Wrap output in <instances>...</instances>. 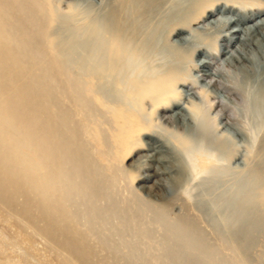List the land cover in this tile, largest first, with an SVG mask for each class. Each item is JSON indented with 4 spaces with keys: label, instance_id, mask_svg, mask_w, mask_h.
<instances>
[{
    "label": "bare ground",
    "instance_id": "bare-ground-1",
    "mask_svg": "<svg viewBox=\"0 0 264 264\" xmlns=\"http://www.w3.org/2000/svg\"><path fill=\"white\" fill-rule=\"evenodd\" d=\"M81 1L83 0H74L72 4L77 5ZM98 3L99 9L100 6L103 7L99 12V27L96 24L91 27L88 25L87 33L81 34L82 39L74 38L65 47L60 42V37L48 35V27L54 21L48 0H0V199L10 206L20 205V215L33 223L42 233L40 235H44L53 247L60 253L62 251V259L68 264H95V247L79 227L77 210L70 208L69 203L75 202L74 195L86 194L92 197L102 183L95 175L80 137L81 132L91 134V126L88 127L87 123L76 126L73 123V113L87 115L93 101L105 107L112 123L109 132L111 138H114L111 141L113 153H127L139 144L141 134H149L150 138L159 143L157 146L147 143L148 153L145 157L149 165L146 168L157 163L164 165L165 169L178 165L177 170L181 171V162H176L185 154L186 158H190L191 168L187 164L185 166L189 170L193 169V174L195 169L200 174L210 172L209 155L193 157L194 154L191 155L188 151L186 140L182 138L176 139L180 145L178 147L168 138L163 141L160 136L163 137L164 134L151 131L152 126L142 118V105L149 102L154 109L161 107L174 111L165 120L168 119V123L175 126L180 125L184 132L191 129L208 131L205 126L199 125L197 115L200 107L195 101L196 93L191 89L176 87L182 81L185 70L181 71L184 68L178 70L175 64L168 66L164 73L159 71L160 75L154 76L152 71L151 76H135L125 94L118 92L119 89L115 92V88L112 90L114 93H111L108 88L104 89L105 85L99 86L100 79L107 83L109 78L113 83L117 81L122 85L126 84L123 79L128 76H124V72L126 69L133 72L140 64L137 52H140L142 45L150 44L154 48L158 46L160 55L163 54V48L170 46L173 50L169 48V51L178 54L189 41L193 42L195 34L199 33L198 29L223 42L212 45L205 43V38L196 43L191 53L197 52L200 57L190 62L195 73L184 77L187 76L192 81L195 79L193 83L205 90L208 97L204 99L208 109L207 118L214 122L212 131L230 134L227 131L243 133L248 132V128L249 131H262L264 128V0H99ZM258 3L263 4V7L258 6ZM153 11L158 15L156 26L142 40L145 36L140 39V32L146 27L148 15L151 18ZM199 23V28L192 27ZM168 36H172L171 43L163 44ZM173 53L171 55L174 56ZM74 59L81 61L78 67L82 74L76 79L69 78L66 74L72 70ZM179 60L180 64L185 63V57L184 60L181 61V57ZM213 60H221L217 68H212ZM225 67H228V72L230 68L235 69L236 74L230 78L231 74L228 76ZM220 77L225 82L220 83ZM207 78L210 80L205 81ZM220 87L233 90L231 94L238 95L246 104L245 114L249 117L246 116L245 119L249 118L250 127L240 124L242 118L239 122V115L242 111L231 113L230 120H223L220 110L213 116L210 114L213 107L209 97L218 100L216 105L228 106L225 101L230 98L217 90ZM65 96L72 98L73 108L68 109L62 104L61 99ZM245 121L247 120H243V123ZM94 133L100 135L105 147H108L100 131ZM203 135L205 139L206 135ZM221 136L222 134L218 137ZM262 147L264 150V145ZM112 168L125 174L118 164ZM153 168V174L164 172V169L158 171ZM246 177L237 179L240 182L236 181L234 187L228 189L230 198L224 200L225 209L233 207L234 201L253 195L257 188L262 189L264 201V166L257 165L248 169ZM258 180L260 183L257 184ZM187 181L184 180L179 186L183 187L180 195L185 193L188 197L192 190L187 191L191 187L187 186ZM167 206L160 207V220L166 219ZM193 220L179 217L170 225L171 244L177 247L178 243H182L186 247L172 253L174 257L184 256L183 252L212 256L211 252L205 251L207 248L203 244L204 239ZM225 239L233 242L227 236ZM240 248L242 250L244 247Z\"/></svg>",
    "mask_w": 264,
    "mask_h": 264
},
{
    "label": "rangeland",
    "instance_id": "rangeland-1",
    "mask_svg": "<svg viewBox=\"0 0 264 264\" xmlns=\"http://www.w3.org/2000/svg\"><path fill=\"white\" fill-rule=\"evenodd\" d=\"M96 1L88 0L85 1V3L83 0L75 5L72 4L74 0H48L54 17V21H52V24L48 27L49 37L54 35L58 38L60 37V42H63L65 47H68L72 39L77 37L78 39H82L81 34L87 33L89 29L87 27L88 25L91 27V25L96 24V26L99 27V12L103 10V7L100 6L101 9H99V0ZM91 3L94 5L92 6ZM96 4H98V6H96ZM74 6L76 7L73 8ZM258 6L263 7V4H259ZM153 13V17L151 16V18L148 15V23L146 22V27L140 32V39L142 36H145L142 40L147 38L146 36L150 30H153L152 28L156 26L158 15L156 16L155 11H153ZM152 21L155 23L152 24ZM199 25L201 26L199 23L192 27L199 28ZM148 27L150 28L148 29ZM146 28L148 31H146ZM197 31L199 33L195 34L196 38L192 40L193 42L189 41L181 50L184 54L181 52L177 54V52L169 51L172 49L170 46L163 48V52L161 50L163 53L162 55L171 52L167 54L169 56L174 52V56L176 54L175 57L171 55L166 58L167 55L165 57L160 55L161 53L159 54L160 51H158V46L154 48L150 44H148V46L142 45L139 52L142 53L139 55L137 52L139 61L141 60L140 66L138 65L133 72H131L130 69H126L127 71L124 72L126 73L124 76H128L123 79L126 84L124 83L122 85L121 82L117 83V81H114V84L112 82L113 80L109 78L108 82L106 81L107 83H104V80L100 79L99 86L105 85L104 89L108 88L109 91L111 90V93L119 89L118 92L121 91V93L125 94L128 93V89L130 88L129 84L135 76H139L138 78L142 76H151L150 74H152V71L155 72H153L154 76L160 75L168 69V66L172 67L173 65L175 66V64H177L175 67L178 70L184 68L181 73L185 70V74L182 73V81H180V83L178 82L176 87L184 90L191 89L190 91L196 93L195 95L197 97L195 101L200 107L197 115L199 118V125L205 126L208 131L200 132L196 129V133L195 129H191L188 131L185 130L186 132H184V129H182L180 125L175 126L173 123H168V119L165 120L166 117L174 111L172 112L168 108L161 109V107L154 109L149 102H145L142 105L141 114L143 115V120H147L146 122L152 126L150 128L151 131L160 132L159 134L161 135L164 134L163 137L160 136L163 141L168 138L170 142H173V144L178 147L180 145L176 142V139L177 137L180 139L182 138L186 140L188 151L191 152V155L194 154L193 157L198 158L200 156L206 157L205 155H209L211 158L209 174H200L198 169H195V173L193 174V169H190L191 171L189 170V168H191V166H189V162H191L190 158H186L187 156L185 154L182 155L184 159L180 157L177 159L178 162H176H183V164H179L181 165V171L177 170L176 166L178 165L176 164V166H170L171 169H165L163 167L164 165L161 166L157 163H153V165L151 164L150 167L146 168V166L149 165L147 157H145L148 153L146 149L147 143L155 146L159 143L155 142L154 138H150L149 134H141L139 137V144L134 146L127 153L123 154L119 151L118 153H113V143L111 141L114 140V138H111V132H109L112 123L106 108L93 101L92 108L87 115L73 113V123L76 126L79 127L80 123H87L86 125L88 127L91 126L90 131L93 132L89 135L81 132L80 137L85 144L89 155L88 158H90V162L95 170V175L102 182L100 187L96 189V194H93L92 197L86 194L74 195L75 202L69 203L70 208L77 210L79 227L95 247L96 257L93 260L95 264H264V201L262 189H255L253 195L234 201L233 207L225 209V201L230 198V195L227 194L229 193L228 189L234 187L238 182L237 179L241 180L243 177L246 179L248 169L250 170V168L256 167L257 165L261 167L264 166V150L262 147L264 145V128L262 131L254 130L255 132L249 131L250 128H248V132L244 131L243 133L238 131H236L237 133L234 131H227L231 132L230 134L225 133V131H212L213 128L211 127H214V122L211 118H207L208 109L205 103L206 101L204 100L208 98L205 95L206 92L205 90L203 91L199 84L193 83L195 79L194 81H192V79L189 80L190 78H187V76L184 77V75L195 73L192 63L190 62L192 59L200 57L197 55V52L192 54L196 43L204 41L205 38L207 39H205L204 42L212 45H219L223 42L214 39L212 35L207 36L202 33L200 29ZM168 37L169 38H166L163 44L171 43L172 36ZM143 48L145 50H143ZM167 49L168 52L166 51ZM152 51L153 54L155 53L157 56L153 55L151 53ZM165 51L166 53H164ZM147 52L150 56L147 55ZM105 55L108 57L107 52ZM158 56L161 58L163 57L162 60ZM180 57L181 61L184 60L185 57V63L183 62V64H180ZM172 58H174V61L179 58V61L177 60L174 62ZM169 60L172 61V64L169 63ZM79 61L80 60L76 59L73 60L75 64L72 65V70L66 73L69 78L73 77L76 79L77 76L82 74V71H80L81 69L78 67L80 65ZM219 63H221V60H213L212 68H217V64ZM163 64L165 66L167 65V68ZM74 66L76 68H74ZM225 70L228 72V67H225ZM156 71L162 72L158 73ZM127 72L129 73L127 74ZM229 72L228 76L231 74L229 76L230 78L236 74L233 68H230ZM64 78L66 77L64 76ZM61 79H63V77ZM209 80L210 78H207L205 81ZM218 80L220 83L225 82L224 78L221 77L218 78ZM217 90L230 99L225 101V103H228V106L225 107L224 105L221 107L216 105L218 100L209 97L213 107L210 110L212 116L221 111L223 113V120H230L231 113L237 112V110V113L242 111L241 113L244 112L245 114L246 104L241 101L238 95L231 94L233 90H227L224 87H220ZM183 100L180 99V101ZM61 102L65 107H68V109L73 108V100L70 96L62 98ZM239 107L242 109H238ZM241 113L240 115L242 117L239 115V122L242 120L240 124H242V126L246 124L247 127H250L249 125H251V122L249 121V116ZM246 116L248 117L245 119ZM240 118L242 119L240 120ZM243 120H247L248 122L245 121V123H243ZM95 131H100L101 135L105 137V143H107L106 145L108 147H105L104 142L101 140V136L94 133ZM201 133L202 135L208 133L210 135H206L204 139V135L201 136ZM247 133L250 137L253 136L248 138L249 136ZM220 134H222V136L219 138L218 136ZM227 134L230 137L225 136ZM188 135L191 139H189ZM195 135L196 137H193ZM208 137L212 138V140ZM201 138L203 139L201 140ZM248 147H250V150ZM186 161H188V163H186ZM116 164L125 171V174L123 173L124 175L112 168V166ZM185 164H187L189 168L187 165L185 166ZM248 165L251 166L249 167ZM238 166L240 167L238 168ZM153 167L158 171L164 169V172L153 174ZM184 176L185 179H183ZM184 180H188V187L191 186L187 191L189 192L192 190L188 193L190 195L188 197L185 193V196L183 193L181 194L182 196L180 195L183 191V187L179 185H181ZM159 183L161 185H159ZM258 183H260V180L257 181V184ZM19 200H21V198H19ZM164 205H168L167 215L165 216L166 219L160 220L162 218L160 217L159 209ZM19 207L20 205L10 206L0 199V264H68L62 259V251L60 253L56 247H53V245L48 242L44 235H40L42 233L36 229L33 223L25 219L23 215H20L18 212ZM234 207L236 209H234ZM90 209L92 210L90 211ZM179 217L194 219L193 221L196 223L204 239L203 244L206 246L205 248H207L205 251L211 252L212 256L207 257L204 253L188 254V252H183L184 256L181 257L173 256L172 253L175 251H182L186 248L182 243H178L177 247L171 244L172 233L170 232V225H173ZM225 236L231 238L233 242L227 241ZM240 247L244 248L241 250ZM57 254H59V256ZM242 258H244V260Z\"/></svg>",
    "mask_w": 264,
    "mask_h": 264
}]
</instances>
